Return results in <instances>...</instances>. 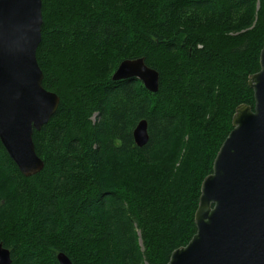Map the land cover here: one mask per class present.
<instances>
[{
  "label": "trees",
  "instance_id": "16d2710c",
  "mask_svg": "<svg viewBox=\"0 0 264 264\" xmlns=\"http://www.w3.org/2000/svg\"><path fill=\"white\" fill-rule=\"evenodd\" d=\"M43 18L37 58L61 101L34 131L40 173L0 139V243L12 264H167L197 231L237 107L255 105L264 0H43ZM135 58L160 72L158 92L113 80Z\"/></svg>",
  "mask_w": 264,
  "mask_h": 264
},
{
  "label": "water",
  "instance_id": "95a60500",
  "mask_svg": "<svg viewBox=\"0 0 264 264\" xmlns=\"http://www.w3.org/2000/svg\"><path fill=\"white\" fill-rule=\"evenodd\" d=\"M43 0H0V139L26 176L40 173L34 130L57 112L61 98L43 86L37 51L42 42ZM261 69L250 76L255 105L241 104L233 130L222 144L213 172L202 184L195 214L196 233L167 264H264V47ZM136 77L156 93L160 73L145 58L124 60L114 81ZM137 145L149 142L148 122L134 131ZM60 264H74L63 252ZM0 243V264H12Z\"/></svg>",
  "mask_w": 264,
  "mask_h": 264
},
{
  "label": "bare ground",
  "instance_id": "6f19581e",
  "mask_svg": "<svg viewBox=\"0 0 264 264\" xmlns=\"http://www.w3.org/2000/svg\"><path fill=\"white\" fill-rule=\"evenodd\" d=\"M44 19V18H43ZM135 59H137V58H135ZM127 60V59H126ZM123 62V61H122ZM146 62V61H145ZM147 64V63H146ZM148 65V64H147ZM120 66V65H119ZM149 66V65H148ZM150 67V66H149ZM41 68V67H40ZM152 68V67H151ZM154 69V68H153ZM156 70V69H155ZM117 71V70H116ZM115 71V72H116ZM158 71V70H157ZM115 72H114V74H115ZM159 72V71H158ZM160 73V72H159ZM113 74V75H114ZM145 85V84H144ZM44 86V85H43ZM146 87V86H145ZM48 90V89H47ZM50 91V90H49ZM53 92V91H52ZM142 120H146V119H142ZM142 120H140L139 122H138V124L142 121ZM147 121V120H146ZM148 122V121H147ZM138 124L136 125V127L138 126ZM136 127H135V129H136ZM135 129H134V131H135ZM36 130V129H35ZM34 130V131H35ZM134 131H133V136H134ZM34 135V134H33ZM150 136V135H149ZM34 138V137H33ZM134 140H135V137H134ZM150 140V139H149ZM135 143H136V141H135ZM137 144V143H136ZM6 149V148H5ZM7 150V149H6ZM37 152V151H36ZM9 154V153H8ZM38 154V153H37ZM39 156V155H38ZM18 166V165H17ZM5 247V246H4ZM7 248V247H6ZM9 249V248H8ZM11 251V250H10ZM57 258H58V255H57ZM58 261H59V259H58ZM60 263V262H59Z\"/></svg>",
  "mask_w": 264,
  "mask_h": 264
},
{
  "label": "rangeland",
  "instance_id": "374dc122",
  "mask_svg": "<svg viewBox=\"0 0 264 264\" xmlns=\"http://www.w3.org/2000/svg\"><path fill=\"white\" fill-rule=\"evenodd\" d=\"M140 242H141V244H142V246H143V242H142V240H141ZM145 264H148V262H145Z\"/></svg>",
  "mask_w": 264,
  "mask_h": 264
}]
</instances>
